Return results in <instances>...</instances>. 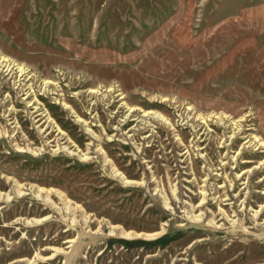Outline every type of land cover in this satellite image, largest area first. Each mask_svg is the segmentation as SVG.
Masks as SVG:
<instances>
[{
  "label": "rangeland",
  "instance_id": "obj_1",
  "mask_svg": "<svg viewBox=\"0 0 264 264\" xmlns=\"http://www.w3.org/2000/svg\"><path fill=\"white\" fill-rule=\"evenodd\" d=\"M0 264H264V0H0Z\"/></svg>",
  "mask_w": 264,
  "mask_h": 264
},
{
  "label": "trees",
  "instance_id": "obj_2",
  "mask_svg": "<svg viewBox=\"0 0 264 264\" xmlns=\"http://www.w3.org/2000/svg\"><path fill=\"white\" fill-rule=\"evenodd\" d=\"M123 243L125 244H129V246H133V244H140V245H145V244H149V243H153V242H145L144 240L141 239H134L131 241H126V240H122ZM156 242H154L153 244H155Z\"/></svg>",
  "mask_w": 264,
  "mask_h": 264
},
{
  "label": "bare ground",
  "instance_id": "obj_3",
  "mask_svg": "<svg viewBox=\"0 0 264 264\" xmlns=\"http://www.w3.org/2000/svg\"><path fill=\"white\" fill-rule=\"evenodd\" d=\"M127 234L128 233H125V235L124 236H127ZM156 233H154V235H155ZM137 236H141V235H143V236H152L153 234H136Z\"/></svg>",
  "mask_w": 264,
  "mask_h": 264
}]
</instances>
